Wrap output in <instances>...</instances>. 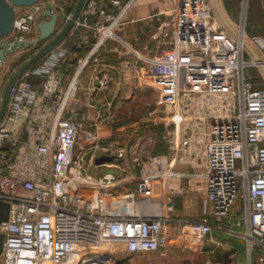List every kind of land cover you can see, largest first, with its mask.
<instances>
[{
	"label": "built area",
	"instance_id": "built-area-1",
	"mask_svg": "<svg viewBox=\"0 0 264 264\" xmlns=\"http://www.w3.org/2000/svg\"><path fill=\"white\" fill-rule=\"evenodd\" d=\"M132 1L87 0L67 37L15 83L0 122V201L10 204L9 218L0 224V264L116 263L112 245L130 255L163 253L170 246L198 250L214 232L241 239L248 255L254 249L264 253V86L250 74L264 68V56L247 53L250 45L264 53V35L247 33L249 0H239L241 21L230 27L213 14L211 0H175L165 23L166 11L153 15L168 29V49L144 54L137 64L124 59L126 53L113 54L122 60V78L137 68L129 79H138L139 91L156 94L147 123L161 128L166 152L135 159L134 191L115 189L119 176L111 172H86V152L99 135L83 130L78 120V79L90 64L101 63ZM47 6L58 13L57 30L71 19L72 11L54 0L18 7L6 37L10 43L38 45ZM82 49L63 85L64 58ZM32 76L40 79L37 87ZM96 81L107 89L110 76L98 71ZM135 148L114 150L101 166L125 174L122 163ZM186 176L204 181L200 218L175 213ZM89 248L98 252L87 253Z\"/></svg>",
	"mask_w": 264,
	"mask_h": 264
},
{
	"label": "crops",
	"instance_id": "crops-1",
	"mask_svg": "<svg viewBox=\"0 0 264 264\" xmlns=\"http://www.w3.org/2000/svg\"><path fill=\"white\" fill-rule=\"evenodd\" d=\"M54 1L62 5L66 10L70 7L68 11H73L75 7V4L73 6L64 4L65 0ZM174 3L175 0L134 1L126 9L121 26L115 29L114 36L116 40H113L112 44L114 46L111 45L112 49L109 46L105 53H101L103 55L101 63L99 65L90 64L79 76L76 93L80 102L78 120L83 130H96L99 135L98 143L90 148L85 156V170L92 177H100L105 173L104 169L106 168L99 163L102 160L109 159L114 150L121 147L125 148L128 145H136V154L129 155L125 160L126 163L131 165L132 163L129 162V159L132 161L138 159L136 157L140 154L144 139L150 144V153L163 154L166 152V146L161 140L160 127L151 129V131L144 130L141 133L138 123L126 124L123 121V115H117L128 101H132L136 97L138 79L129 78L133 75L134 70L135 72L139 71H137V68L134 70L129 69L130 71L127 73L128 77L122 78L120 75L122 60L113 54L126 53L124 59H129L131 63L137 64L139 62L138 58L143 57L144 54L150 55L156 53V51H160V48L168 46V38L164 36V32L168 29L161 28L160 23L154 21L153 15L160 9L166 11L161 16L162 22L165 23L170 15L169 10L173 8ZM233 6L234 9L232 10ZM212 11L220 22L226 24L224 25L225 27H230V23L228 22L233 21L238 13L240 17L239 0H212ZM225 16L231 21L226 20L227 23L224 22ZM248 18L256 27L261 28L264 26V4L260 0H249L247 21ZM93 20V16L88 18L89 22ZM248 34L251 35L250 32ZM38 45H41V43ZM247 53L251 58L256 59L264 56L262 51L255 49L252 45L248 46ZM254 68L250 69L252 79L264 86V69ZM98 71H106L109 74L110 83L107 89H102L98 86L96 81ZM69 78L70 74L65 73L62 84L65 85ZM30 81L35 87L40 83V79L34 76L31 77ZM115 137H118L120 141L118 142V139L117 141L114 140ZM126 163H122V165L127 170ZM131 169L134 171L133 167ZM174 170L184 174L189 172L188 168L179 166H175ZM129 174L128 171H125V174L123 172L119 175L117 174V176H119L118 178H123L122 182L128 183L132 180V176L130 177ZM133 174L136 175V171ZM185 183L187 185L185 193L175 197V213L180 216L200 218L203 212V199L205 197L204 181L201 177L186 176ZM154 187L156 195H159V187L157 185ZM121 189V191H134V189ZM222 223L228 225L227 221H223ZM169 231L170 227H167L166 233L171 237L173 231ZM236 239L239 238L214 232L206 237L205 241L201 244L199 252L205 256L207 264H264V253L261 250L254 249L248 255L244 242L241 239L239 241Z\"/></svg>",
	"mask_w": 264,
	"mask_h": 264
},
{
	"label": "rangeland",
	"instance_id": "rangeland-1",
	"mask_svg": "<svg viewBox=\"0 0 264 264\" xmlns=\"http://www.w3.org/2000/svg\"><path fill=\"white\" fill-rule=\"evenodd\" d=\"M212 5V4H211ZM234 5V4H233ZM235 6V5H234ZM234 6L232 7V10L234 9ZM222 17H224L222 15ZM226 20L231 21L230 19H227L226 16L223 19L224 22L227 23ZM241 19L239 17V13L237 14V16L233 19V21L228 22V23H232V22H240ZM248 21H250V19L248 18ZM247 21V33L250 32L251 35H264V26L261 28L256 27L255 24H253L252 26L249 25V22ZM222 23V22H221ZM252 23V22H251ZM222 25H226L224 23H222ZM38 46L40 45H36V46H31L29 48H25V49H20L14 52L13 55H10L8 57V60L5 62L3 69H0V73L3 74L2 76V80H3V86L6 85L5 82L7 83V78L10 77L12 71H14L17 66H18V62H21V58H29L38 48ZM37 48V49H36ZM169 46H166L165 48H160V51H156V53H160L163 52L164 50L168 49ZM25 59V60H26ZM23 63V62H22ZM20 63V64H22ZM255 69V68H254ZM264 69V68H262ZM5 87V86H4ZM138 90H136V97L132 100V101H128L125 104V107H123V109L121 110V112L117 115H123V121L126 124H139L141 133L144 130H150L151 129H155L156 126H153L152 124H148L146 123L147 119H148V112L149 110L153 107L155 101H156V94L153 92V90L149 89V91L151 92H144V91H139L141 90L140 88L137 87ZM137 126V125H136ZM153 131V130H152ZM118 142L120 141V139L118 137H115L114 140ZM150 144L147 143V140L144 139V141L142 142V146H141V151L140 154L136 157L138 159H140L143 156L148 155V153L150 154ZM129 162H131L132 164L129 165L127 163V167L128 169L126 171H128L130 174V177L132 176V180H130V182L128 183H124L122 182L123 178H116L115 181V189L117 190H122L121 188L127 189V190H133L136 188L137 185V179L139 176V168L135 167L134 171H136V175L133 174V170L131 169L134 166V161H132L131 159H129ZM127 175V173H126ZM122 176V175H121ZM123 177V176H122ZM128 177V178H130ZM124 179H126L124 177ZM126 184V185H125ZM120 186H122L120 188ZM238 218L237 215H235L233 217V219ZM230 228H233L234 230L240 231L242 230V226L240 224L236 225H228ZM239 241V239H236ZM112 255L115 259L116 263H109V264H207V259L205 258L204 255H202L199 252V249H184V248H175V247H168V249L163 252V253H156V254H146V255H130L127 254L124 250H118L116 249L115 245H112ZM87 253H92V251L89 250V252ZM83 254V252H82ZM72 264H90L89 262H84L82 263L81 260H77L76 262H73Z\"/></svg>",
	"mask_w": 264,
	"mask_h": 264
},
{
	"label": "water",
	"instance_id": "water-1",
	"mask_svg": "<svg viewBox=\"0 0 264 264\" xmlns=\"http://www.w3.org/2000/svg\"><path fill=\"white\" fill-rule=\"evenodd\" d=\"M39 1L47 0H0V62H6L7 56L12 55L16 49H25L32 45L30 41H16L10 43L6 37L13 31L15 9L18 7L31 6ZM86 1L87 0H77L72 11L71 19L60 30L56 29L58 13H52L49 6L44 10L43 16L48 17V19L38 24V42L41 43V45L29 58L20 64L8 78L0 97V122L5 115L12 89L17 80L67 37L79 18ZM104 161L105 160H102L99 164H102ZM104 172H111L115 175L118 174L117 171H110L108 169H104ZM9 214L10 204L5 201H0V224L8 220ZM3 243L4 235L0 231V253L3 248Z\"/></svg>",
	"mask_w": 264,
	"mask_h": 264
},
{
	"label": "trees",
	"instance_id": "trees-1",
	"mask_svg": "<svg viewBox=\"0 0 264 264\" xmlns=\"http://www.w3.org/2000/svg\"><path fill=\"white\" fill-rule=\"evenodd\" d=\"M77 0H65L64 4L68 5V6H73L76 3ZM212 3V0H211ZM70 9V7H68L67 11ZM249 25H253V22L250 23ZM85 52V49L82 50H76L73 53L68 54L65 58H64V62L62 64V71L64 72V74H72L74 67H75V62H76V57L83 55ZM26 58H21V62H18V65L20 63H22Z\"/></svg>",
	"mask_w": 264,
	"mask_h": 264
},
{
	"label": "bare ground",
	"instance_id": "bare-ground-1",
	"mask_svg": "<svg viewBox=\"0 0 264 264\" xmlns=\"http://www.w3.org/2000/svg\"><path fill=\"white\" fill-rule=\"evenodd\" d=\"M134 1H136V0H133L132 3H133ZM214 1H215V0H214ZM76 2H77V1H76ZM132 3H131V4H132ZM89 250L92 251V254H95V253L98 252V251H97V248H89ZM75 254H76V252H75ZM84 262H85V261H84ZM86 262H89V260H86Z\"/></svg>",
	"mask_w": 264,
	"mask_h": 264
}]
</instances>
